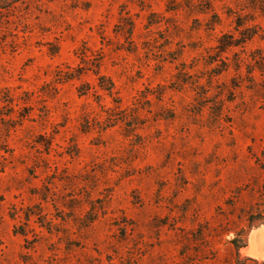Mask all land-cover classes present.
<instances>
[{
  "label": "rangeland",
  "instance_id": "rangeland-1",
  "mask_svg": "<svg viewBox=\"0 0 264 264\" xmlns=\"http://www.w3.org/2000/svg\"><path fill=\"white\" fill-rule=\"evenodd\" d=\"M263 218L264 0H0V264H264Z\"/></svg>",
  "mask_w": 264,
  "mask_h": 264
},
{
  "label": "bare ground",
  "instance_id": "bare-ground-1",
  "mask_svg": "<svg viewBox=\"0 0 264 264\" xmlns=\"http://www.w3.org/2000/svg\"><path fill=\"white\" fill-rule=\"evenodd\" d=\"M253 236L251 246L246 248L245 252H248L259 259H264V227L256 231Z\"/></svg>",
  "mask_w": 264,
  "mask_h": 264
},
{
  "label": "trees",
  "instance_id": "trees-1",
  "mask_svg": "<svg viewBox=\"0 0 264 264\" xmlns=\"http://www.w3.org/2000/svg\"><path fill=\"white\" fill-rule=\"evenodd\" d=\"M264 219V218H263ZM250 221H252L251 219H250ZM228 231H230V230H226L225 232H228ZM244 230H240L237 234H236V237L235 238H233L232 240H230V241H228V244H231V245H233L234 246V248H235V254L237 255V257L239 258V260L240 259H242V257H241V253H240V250L242 249V248H244V247H246V245H247V240H246V238H245V236H244ZM243 233V234H242ZM208 235H212V233L210 232V234H208Z\"/></svg>",
  "mask_w": 264,
  "mask_h": 264
}]
</instances>
